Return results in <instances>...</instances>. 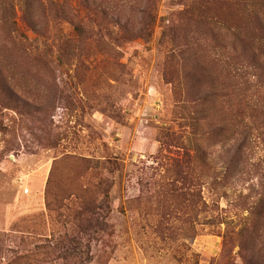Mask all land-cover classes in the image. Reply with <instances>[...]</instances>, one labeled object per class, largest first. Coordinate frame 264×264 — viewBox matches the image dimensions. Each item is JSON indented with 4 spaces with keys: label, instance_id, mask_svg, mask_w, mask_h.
<instances>
[{
    "label": "rangeland",
    "instance_id": "obj_1",
    "mask_svg": "<svg viewBox=\"0 0 264 264\" xmlns=\"http://www.w3.org/2000/svg\"><path fill=\"white\" fill-rule=\"evenodd\" d=\"M118 1L132 16L135 30L133 38L120 46V55L115 56L107 44L87 39L80 41L77 56L58 60L52 54L47 67L15 68V87L28 89L32 100L16 110L0 105V264L35 250L45 241V234L63 231L45 208V187L50 176L55 187L78 186L85 170L79 156L98 161V169L89 177L93 180L102 175L109 185L110 229L99 243H91L93 261L89 264L264 263V201L260 204L264 186V31L261 35L258 30L250 41L249 26L255 29V22L245 25L254 13L259 29L264 28V0H214L213 8L205 13L224 25L225 29L217 28L219 41L228 49L237 47L240 116L252 129L243 172L233 168L227 183L218 175V181L209 179L202 184L205 203L197 216L187 198L180 196L193 186L189 179L176 180L174 163L178 161L190 176L194 165L187 163L194 155L196 138L193 118L202 122L201 114L217 110V125L233 111L226 114L220 99L198 101L199 89L206 87L204 77L198 73L186 78L168 53L172 35L179 41L183 34L194 38L195 22L185 14L189 0H156L154 9L149 8L151 14L132 9V0ZM72 5L84 24L99 22L98 14L79 0H72ZM14 8L19 30L33 37L21 18L20 4L16 2ZM237 26H244L248 41L233 34ZM61 27L70 30L66 21ZM50 29L53 31V23ZM166 30L169 34L162 42ZM200 126L207 135L203 134L206 150L219 172L225 134H208V127ZM201 168L210 174L207 165ZM245 223L262 239L248 243L244 251L237 244L236 233ZM24 225L30 228L27 232ZM23 239L27 248L19 245ZM31 257L32 264L54 263H41L40 252L34 251ZM84 258L83 262L73 258L69 264H86Z\"/></svg>",
    "mask_w": 264,
    "mask_h": 264
},
{
    "label": "trees",
    "instance_id": "obj_2",
    "mask_svg": "<svg viewBox=\"0 0 264 264\" xmlns=\"http://www.w3.org/2000/svg\"><path fill=\"white\" fill-rule=\"evenodd\" d=\"M16 2L22 9L21 18L25 27L34 35L33 37L20 31L17 26L14 8ZM79 2L98 14L100 18L98 23H93L91 26L80 21L72 0H0V105L3 108L16 110L19 106L31 103L32 95L27 92L28 89L15 87V68L20 65L29 68L34 65L47 67V59L52 54H56L58 60L68 55L77 56L81 46L80 41L85 42L87 39L96 44L109 45L114 55L118 56L123 42L133 38L135 30L134 24L130 22L132 16L126 14L124 6L123 10L121 9L118 0H79ZM155 2L156 0H132L130 5L132 9L136 8L140 13L151 14L149 8L154 9ZM189 2L190 5L185 14L195 22L194 38L189 39L186 34H183L182 41H179L175 35H172L171 40H168L170 47L168 53L178 62L179 69L186 78L199 76L198 73L204 77L206 87L199 89L198 101L220 99V107L222 103L226 108V114L231 109L233 111L226 120L219 119L217 125L214 117L217 110L210 109L206 114H201L200 116L205 118L202 122L198 118H193L191 128L195 131L196 138L192 146L194 155H190L187 163L194 165L190 176L183 171L178 161L174 163L176 180L189 179L193 186L191 192L183 191L180 196L187 198L192 211L197 216L200 206L205 203L200 189L202 184L209 179L211 182L218 181V175H222V179L227 183L233 168L236 173L239 169L243 172L242 170L246 167L243 162L248 153L246 149L250 148L252 128L251 124L240 116L241 103L236 89L239 87L237 82L241 69H238L237 47L234 45L235 48L228 49L219 41L217 28L220 26L225 29L224 25L222 23L218 25L216 19L205 14L213 8L215 2L214 0H189ZM251 15L252 18L245 25L255 22V29L249 26L252 33L250 41H254L258 30L262 35L264 28L259 29L257 16L254 13ZM63 21L70 24L68 32L61 27ZM185 22L186 27H190L189 21ZM51 23H53V31L50 29ZM244 26L232 29L233 34L242 41H248ZM51 33H53L52 36ZM168 34L169 30L163 33L162 42ZM208 57L210 59H207ZM201 124L208 127V134L217 131L225 134V139L220 146L222 152L219 155L221 159L219 172L215 169L211 152H208L204 145V136L207 135L200 131ZM79 161L85 170L81 174L78 186L55 187L50 176L45 187V208L53 215L52 219L63 226V231L58 234L51 233L50 236L45 234V241L38 248L34 250L33 247L26 253L10 258L7 264H32L34 260L31 256L34 251L40 252L41 263H48L51 260L53 264H59V261L61 264H69L76 257L83 262L84 256L86 264L93 261L90 257L91 243H99L110 229L107 222L111 211L109 185L106 182L107 178L102 175L96 176L93 180L89 177L93 170L98 169V161L94 163L91 158L83 156H79ZM111 164L118 166L115 161ZM206 165L209 167L210 174L205 168H201ZM103 168L105 169L106 166ZM110 171L112 170H107L108 173ZM215 185L219 186V183ZM261 189L260 204L264 201V186H261ZM212 221L213 219L210 218V223ZM28 229H30L28 225L23 226V231L27 232ZM258 236L255 232H250L245 223L236 233L237 244L245 251L248 243L262 237L261 234ZM21 243L25 248L28 247L26 239L21 240L19 245Z\"/></svg>",
    "mask_w": 264,
    "mask_h": 264
},
{
    "label": "built area",
    "instance_id": "obj_3",
    "mask_svg": "<svg viewBox=\"0 0 264 264\" xmlns=\"http://www.w3.org/2000/svg\"><path fill=\"white\" fill-rule=\"evenodd\" d=\"M25 191H27V189H25Z\"/></svg>",
    "mask_w": 264,
    "mask_h": 264
}]
</instances>
